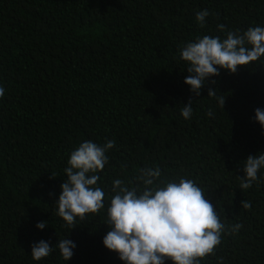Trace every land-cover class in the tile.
Returning a JSON list of instances; mask_svg holds the SVG:
<instances>
[{"label":"trees","instance_id":"obj_1","mask_svg":"<svg viewBox=\"0 0 264 264\" xmlns=\"http://www.w3.org/2000/svg\"><path fill=\"white\" fill-rule=\"evenodd\" d=\"M205 9L201 25L196 13ZM257 26L264 0H0V264H125L103 243L113 181L139 195L135 177L157 167L150 187L194 181L225 226L199 264H264V168L251 188L240 187L248 156L264 153L255 120L264 109V56L234 74L220 69L197 96L180 55L204 36L223 41ZM209 88L225 97L224 108ZM112 140L93 186L104 191V208L68 227L56 203L71 153ZM63 239L76 244L68 261ZM41 240L53 251L36 261L31 246Z\"/></svg>","mask_w":264,"mask_h":264},{"label":"clouds","instance_id":"obj_2","mask_svg":"<svg viewBox=\"0 0 264 264\" xmlns=\"http://www.w3.org/2000/svg\"><path fill=\"white\" fill-rule=\"evenodd\" d=\"M209 15L207 9L196 13V20L203 25ZM223 30L224 25H218ZM247 45H251L248 47ZM180 55L190 62L185 83L197 96L209 78L218 76L220 69L236 73L241 66L259 60L264 56V27L249 28L242 35L228 32L227 38L204 36L196 42L183 47ZM215 83V81H212ZM209 96L216 97L224 108L225 97L217 96V91L209 88ZM0 87V98L4 96ZM192 101L183 106L181 114L185 119L192 116ZM207 115L211 117L210 110ZM255 120L264 127V109H255ZM115 146V141H107L100 146L92 141L83 142L74 150L65 169L67 179L61 185L62 192L58 205V215L67 226L75 228L76 218L84 220L86 214L98 213L104 208V191L97 185L108 163L106 152ZM264 168V153L250 155L244 162L245 176L241 178V189L251 188L258 181V172ZM161 170L157 167L141 169L135 177L142 182L144 190L138 195L137 187L129 188L121 179L113 181V192L107 209V224L110 230L103 238L107 249L118 253L125 264H199L200 260L214 253L221 243L224 225L213 205L192 180L181 178L179 183L169 182L164 187H150L159 179ZM54 177V176H53ZM242 207L251 208L248 201L241 202ZM47 221L37 223L43 230ZM242 227L236 224L232 229ZM32 258L40 261L49 256L53 247L41 240L32 244ZM76 244L70 239L59 240L58 248L65 261L70 260Z\"/></svg>","mask_w":264,"mask_h":264}]
</instances>
